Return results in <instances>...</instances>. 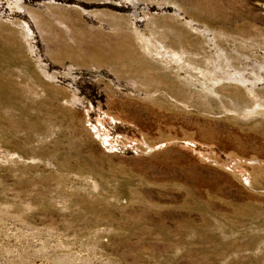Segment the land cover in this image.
Returning <instances> with one entry per match:
<instances>
[{
	"label": "rangeland",
	"instance_id": "374dc122",
	"mask_svg": "<svg viewBox=\"0 0 264 264\" xmlns=\"http://www.w3.org/2000/svg\"><path fill=\"white\" fill-rule=\"evenodd\" d=\"M16 1L0 264H264V0Z\"/></svg>",
	"mask_w": 264,
	"mask_h": 264
},
{
	"label": "bare ground",
	"instance_id": "6f19581e",
	"mask_svg": "<svg viewBox=\"0 0 264 264\" xmlns=\"http://www.w3.org/2000/svg\"><path fill=\"white\" fill-rule=\"evenodd\" d=\"M21 3V1L20 0H17L16 1V5H17V7L18 8H21V6L19 5ZM13 22H15V20H12ZM17 23V27L20 29V31H22L23 33H24V35L25 36H27V37H31L32 36V32H31V30H30V28H29V26H28V24L26 23V22H24V21H19V22H16ZM134 31V30H133ZM132 32V31H131ZM123 41H126V40H124L123 39ZM148 43V42H147ZM160 44V43H159ZM144 50H146L147 52L146 53H149V49H147V48H144ZM138 53L140 54V51L138 50ZM161 53H167V51H165V48H164V46L163 45H159V48L157 49V51H155V53L154 54H148V55H150L151 56V59H150V63H151V65H152V68H159V66H158V63H160V59H162L161 57H160V55H161ZM177 57V63H183L184 61H183V57L185 56V55H180V54H175ZM168 56H169V54H168ZM160 58V59H159ZM174 58V57H173ZM154 60H156V62H158V63H156V62H153ZM173 60V59H172ZM193 67V66H192ZM193 69V68H192ZM195 69V68H194ZM193 69V70H194ZM196 70V69H195ZM162 72H164V75H165V77L164 78H166V77H169L170 75H171V71L168 69V67H162V68H159V71L158 72H156L155 71V75H157V78H162ZM258 75V74H257ZM226 78V77H225ZM259 78H261V77H259ZM192 79V78H191ZM227 80L225 81V83L227 82V83H237V84H246L245 83V79L242 77V76H238V75H231V76H228L227 78H226ZM212 81V80H211ZM216 81V80H215ZM249 83V82H248ZM255 83V82H254ZM253 83V84H254ZM211 84V83H210ZM216 84H217V82H216ZM201 85H203V84H201ZM210 86V85H209ZM213 88H214V83H213ZM246 88V87H245ZM209 89V88H208ZM253 90V89H252ZM252 90H250V92H249V94L252 92ZM216 92V89L214 88V90H213V92ZM248 93V92H247ZM186 94H188V95H193V94H195V91L193 90V89H191V90H188V92L186 93ZM194 96V95H193ZM171 97V96H170ZM189 97V96H188ZM259 106H262V105H260V104H258V103H256L255 105H253L251 108H246L244 111L246 112V114L247 113H255L259 108ZM262 108V107H261ZM259 111H260V109H259ZM251 117H253V116H251ZM256 117V116H255ZM264 117V116H263Z\"/></svg>",
	"mask_w": 264,
	"mask_h": 264
}]
</instances>
